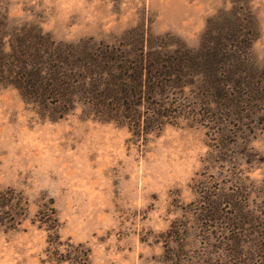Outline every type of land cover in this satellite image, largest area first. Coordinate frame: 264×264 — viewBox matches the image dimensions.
<instances>
[{
	"label": "rangeland",
	"instance_id": "rangeland-1",
	"mask_svg": "<svg viewBox=\"0 0 264 264\" xmlns=\"http://www.w3.org/2000/svg\"><path fill=\"white\" fill-rule=\"evenodd\" d=\"M1 1L11 19L36 23L56 40L114 41L143 22L194 48L207 19L230 7L228 0ZM250 4L259 23L252 49L264 64V0ZM205 132L182 123L145 138L79 110L53 122L39 118L13 87H0V186L22 192L29 205L20 227L0 235V264H70L46 251L47 231L34 220L46 207L55 208L62 243L85 244L91 264H167L172 224L182 239L169 247L187 264H230V219H207L195 190H234L241 213L264 222V118L231 139L226 154H209ZM219 208L226 217L233 212ZM242 228L249 239L251 227ZM243 250L254 251L250 244ZM254 252L255 259L263 254Z\"/></svg>",
	"mask_w": 264,
	"mask_h": 264
},
{
	"label": "trees",
	"instance_id": "trees-1",
	"mask_svg": "<svg viewBox=\"0 0 264 264\" xmlns=\"http://www.w3.org/2000/svg\"><path fill=\"white\" fill-rule=\"evenodd\" d=\"M228 1V9L207 19L194 48L169 34H154L143 22L114 41L56 40L36 23L11 19L0 0V87H13L39 118L53 122L79 110L145 138L167 126L200 125L212 141L209 154H226L231 139L264 118V64L252 49L259 23L250 0ZM201 186L195 192L208 206L207 219H230L232 232L224 237L230 264H264V222L241 213L234 190ZM221 205L232 207L230 217L222 215ZM28 206L22 192L0 186V235L20 227ZM34 220L47 231L50 257L91 264L83 243L67 242L59 250L64 244L54 207L39 210ZM242 227H251L249 239ZM179 230L172 224L165 233L167 264H187L169 247L174 238L182 239ZM245 244L263 254L255 259L254 251L244 252Z\"/></svg>",
	"mask_w": 264,
	"mask_h": 264
}]
</instances>
